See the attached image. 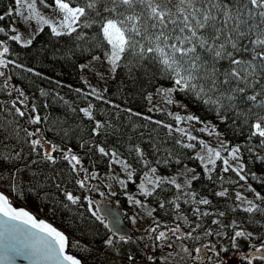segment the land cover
<instances>
[{
  "label": "snow or ice",
  "instance_id": "1",
  "mask_svg": "<svg viewBox=\"0 0 264 264\" xmlns=\"http://www.w3.org/2000/svg\"><path fill=\"white\" fill-rule=\"evenodd\" d=\"M39 4L58 12V18L54 20L45 16L39 10L37 0H15L14 6L6 5L3 14H0V22L19 16L25 22L35 19L39 25L37 31H29L27 38L17 34L14 23L7 26V30L0 27V33L6 37L0 39V69L15 65L17 69L33 72V69L5 58L10 53L8 41L27 48L46 25L53 37L71 39L72 48L67 50L66 55L74 54V49L88 51L91 58L87 64L80 65L81 70L104 66L108 77L115 79L117 71L123 69L131 87L141 85L140 92L150 105L147 109L149 113L162 111L175 124L187 123V128L174 127L173 123L153 120L150 115L142 116L141 112L133 111L131 107L121 109L120 105L113 104L112 107L117 110L114 113L116 120L121 113L127 114L132 132L147 127L132 123V117L142 116L143 120L165 129L167 138L154 137L156 129L148 132L154 159H150L146 150L140 143H134L131 136L125 148L127 156L115 146H101L99 143L91 144L88 152L96 151L102 158L107 157L110 169L119 165L126 177L119 183L125 189L128 181L135 182L133 177L138 171L147 169L143 172L145 181L139 184L140 194L145 198L153 197L156 207L147 211V217L151 218L145 229L147 239L140 237L146 250L155 253L158 248L162 251L171 249L160 258L164 264H227L224 254L230 249H238L240 238L249 243L254 238L244 225L257 222L254 220L256 214L264 216V195L251 185L242 184L240 187L251 193L253 198L248 199L236 191L233 203L221 210L208 195L228 198L227 188L200 195L192 189L193 181L200 180L194 168L184 164L175 175L160 174L159 169L183 163L185 153L174 151L176 147L196 148L192 141L198 138L190 130L193 122L204 125L199 129L201 132L217 128V125L190 112L189 105H193L212 113L225 125V131L215 132L218 147L200 140V151L195 157L189 155L188 159L200 161L209 181L213 179L212 173L216 172L217 161H222L223 173L231 171L238 177V180L228 181L230 184L247 182L249 175L257 180L256 173L247 170L244 150L250 159L255 156L256 160L264 163V155L255 150L264 151V0H52L51 4L48 0H39ZM0 78H3L0 92L7 97L0 100V114H3L0 119V144L4 149L0 151V182L18 197H24L29 192L38 195L47 186L46 182H52L64 197V200L54 197V204L59 203L64 208L80 205L82 196L74 195L69 190V183L84 189L86 181L97 179L99 173H90L84 168L82 158L64 144L67 131L61 129L62 136L57 133L59 143L56 142L57 137L48 139L46 133L54 131V127L47 124L44 128L39 127L48 117L38 114L37 104L31 101L23 88L10 83V73L0 71ZM143 85L153 91H148V87ZM89 87L91 92L88 95L111 103L104 96L106 87L102 90ZM75 91L79 94L81 89ZM40 95L45 97L48 93L41 89ZM57 96L63 100L58 93ZM155 97L167 106L182 109L187 115L182 116L167 107L160 108L154 103ZM43 107L48 105L43 104ZM93 109L94 105L90 102L87 107L79 109L84 117L94 122L92 131L97 136L102 132L107 136L109 130L116 132V124L111 119H96ZM22 119L28 126L37 127L30 131L29 127L20 123ZM245 128L248 134L243 145H233L225 138L229 132L235 135L237 129L243 134ZM139 136L144 137L145 132L139 131ZM254 138L257 143L252 146ZM169 141L171 148L167 146ZM79 147L84 148L85 144ZM222 152L227 155L223 156ZM64 162L70 165L69 174L75 173L71 181L67 177L56 176L57 168ZM81 170L83 178H77ZM26 171L31 173L27 181L23 179ZM49 171L52 175L48 174ZM217 179L223 187L224 176L217 173ZM259 182L264 185V179ZM49 195L45 192L46 198ZM84 199H87V207L91 209L92 199ZM128 200L147 208L142 200L131 195ZM236 201L240 203L236 204ZM182 203L188 208L182 209ZM201 206L205 207L202 209ZM238 208L248 214L245 219L236 218ZM157 210L171 216L175 226L170 227L156 219L153 213ZM92 216L108 232L99 249L77 242L75 246L80 251L93 254L97 260V252L115 254L99 261V264H116V257H121L120 264H158L155 255L138 259L135 254L121 253L120 249L132 238L120 234L115 225L105 223L106 218L96 212H92ZM132 219L135 223L136 217ZM261 226L264 227V224ZM255 238L264 239V236ZM68 247L69 238L64 232L24 208L14 207L9 196L0 191V264H15L18 257L30 260L31 264H90L69 254ZM261 249L264 250V245Z\"/></svg>",
  "mask_w": 264,
  "mask_h": 264
},
{
  "label": "trees",
  "instance_id": "2",
  "mask_svg": "<svg viewBox=\"0 0 264 264\" xmlns=\"http://www.w3.org/2000/svg\"><path fill=\"white\" fill-rule=\"evenodd\" d=\"M52 3V0H48ZM6 5H15V0H0V14H3ZM13 18L7 19L4 22H0V27H6L12 25ZM11 34V33H9ZM1 38H5L3 33H0ZM10 46V53L6 54V59H13L18 64L24 65V68H31L33 72H27L23 69L15 68V65H9L8 69H0V71H5L12 75L11 84L16 85L17 87L23 88L26 94L31 98V101L37 104V112L42 117H48V120L39 125L40 128H44L45 124L48 127H54V131H49L46 133L48 139H53L57 137V133L63 135V132L60 130L63 129L68 132L67 137L64 139V144L67 147H71L73 151L82 158V163L84 168H87L89 172H97L99 176L97 179H92V184L86 185L84 189H80L79 185H74L69 183V190H72L74 195L82 196V203L80 205H73L68 208L62 207L59 203L53 202L54 197H58L59 200H64L63 195L58 192L53 186L52 182H46V187L43 191H40L39 194L32 192L27 193L24 197H18L13 192L8 190V187L5 183L0 182V189L5 191L9 196L15 198L16 205H23L29 209L37 212L42 218H45L59 228H61L69 238V247L68 251L73 255L78 256L81 259L89 261L90 264H99V261H105L110 256H114V253H95L99 259H94L93 254H89L83 251H80L75 244L84 246L94 245L97 249L100 248L102 244V239L105 236V233L108 232V229L92 216V212L98 211L94 204H92L91 209L87 207V199L84 197H93L101 196V190L99 188H105L104 182H102V177L111 172V169L108 167V158L101 157L100 154L96 151L88 152V147L91 144L99 143L101 146L112 147L115 146L120 152L124 153L127 156L125 151L128 137H133L134 143H140L149 155L150 159H154L152 156V149L148 143L150 137L148 132L156 129L153 132V136L157 138H167L166 130L159 128L154 124L149 123L142 119V116L150 115L153 120H162L165 123H173L174 127H188L187 123L175 124L171 117L167 116L162 111H153L149 113L147 111L150 105L143 98V93L140 92L141 85L137 84L135 87H131V82L127 79V76L123 69H119L116 73L115 79H109L106 88L107 92L104 93V96L111 103H105L103 100H97L95 96L88 95L91 92V85L89 78L87 76V70L84 68L81 70L80 65L86 64V62L91 58L88 51H81L80 49H74V54L66 55V52L69 48H72V41L70 38L62 37L56 38L53 37L50 33V28L48 26L44 27V31L36 36L32 45L24 48L21 44H18L14 41H8ZM99 54V53H97ZM106 62V61H105ZM35 73H40L39 76ZM87 80L88 83H84ZM3 78H0V84H2ZM58 82V83H57ZM148 87L147 85H143ZM81 89V92L78 94L75 89ZM45 90L48 95L42 97L40 95V90ZM148 91H153L151 87H148ZM63 97V100L59 99L57 96ZM15 95V94H14ZM86 97V98H85ZM7 99L6 94L0 92V100ZM177 99L181 97L177 96ZM67 101V104L65 103ZM94 105L93 115L98 120H109L111 119L114 124H116V132L108 131L107 136L101 133L97 136L95 132L92 131L94 122L90 121L87 117L83 116V113L79 111L82 107H87L88 103ZM154 103L158 104L160 108H169L173 112H178L180 115H187L182 109L165 105L160 98L155 97ZM187 103V101H185ZM43 104H47L48 107H43ZM113 104L120 105V108L131 107L133 111H138L142 113L141 117H132L133 124H144L147 125L146 128H140L137 132H132L131 125L128 122L127 114L121 113L119 120H116L114 113L117 111L112 107ZM75 108L76 111L73 112L72 109ZM189 111L195 113L201 117L202 120L206 122H211V124L217 125V128L214 132H224L225 125L221 124L218 120L215 119L212 113H209L204 110L202 107H197L189 105ZM3 114H0V119H2ZM21 124H24L26 127H29V130L37 126H28L25 120L20 121ZM201 125V124H199ZM139 131L145 132L144 137L139 136ZM212 132L211 130H209ZM192 135L196 136L198 139L192 141L196 145L195 149H179L176 147L174 151L183 152V163L179 166L175 164H170L167 169L163 166L159 169V172L165 173L167 175H175L176 172L183 168L184 164H187L189 168H194L196 173L200 175V180L193 181L192 189L197 192H202L205 194H210L215 190L219 192L221 190V181L217 179V173H220L224 176L225 180L223 182V187H232L238 186L239 184H230L228 181L238 180V177L233 172L223 173L222 172V161L217 162L216 172L212 173V181H209L206 173L203 171V165L200 164V161L197 159H188V156L195 157L197 152L200 151L201 145L199 144L200 140H203L209 144V138L206 135L195 134L193 131ZM247 128L244 129L243 134L240 133V130H236V134L233 135L231 132L225 137L233 145L241 144L245 142L247 136ZM23 135V132L21 133ZM179 135V134H176ZM56 142L59 143L60 140L57 137ZM85 144L84 148H80V144ZM257 141L255 138L251 142L252 146H255ZM168 147H172L171 141H169ZM27 150V148H26ZM260 155H264V151L259 148L255 149ZM0 151H4L3 145L0 144ZM87 152V155L85 153ZM244 159L247 163V170L249 172L256 173L257 180H253L249 175L247 182L251 184L257 191L261 192L264 195V185L260 184V180L264 179V163L255 159L253 156L249 158V154L244 150ZM255 161V162H253ZM70 165H67V162H64L57 168L56 176L67 177L69 181L72 180V176L75 173L69 174ZM147 171H138L137 175L133 177L134 183L129 181V189L134 193L140 195V198L143 200V196L140 194L139 184L144 182L143 172ZM31 173L26 171L23 179L27 181L28 176ZM49 175L52 173L49 171ZM56 176L53 177V180L56 179ZM83 176V171L81 170L80 175L77 178ZM182 182V180H181ZM99 186V187H97ZM45 192L50 195L46 198ZM174 192V187H173ZM171 198V193L169 194ZM210 196L214 205H218L221 210L228 205L226 199ZM114 199L119 201L122 198L115 196ZM121 199V200H120ZM18 202V203H17ZM122 204V203H121ZM183 204V203H182ZM150 206L156 207L154 203V198L152 199ZM53 207L56 211L53 212ZM124 216L128 222L130 217L131 207L128 205L124 207ZM158 220L166 223H173L171 216H165L159 210L154 213ZM248 214L242 213L241 209H237L235 216L237 219H245ZM254 220L259 222H254L252 224L245 223V228L247 231L254 234V238L249 243L248 241L240 238L238 240L239 248L230 249L229 252L224 254V259L227 260L232 255H239L241 258V264H264V258H255L253 261H250L248 256L258 247L264 245V239H258L255 237L264 236V227L261 224H264V216L256 214ZM210 222V219L209 221ZM105 223L106 220H105ZM110 234V233H109ZM144 236L147 239L145 229L142 231L136 232V238L132 239L129 243L124 244L120 249L121 253L128 254L132 253L137 256V258L146 257L147 255H155L158 258V264H164L163 260L160 259L162 256H166L171 249H164L163 251L159 248L153 253L150 249L146 250L144 248V242L140 240V237ZM254 246V247H253ZM247 256V258H245ZM121 257H116V264H120Z\"/></svg>",
  "mask_w": 264,
  "mask_h": 264
},
{
  "label": "rangeland",
  "instance_id": "3",
  "mask_svg": "<svg viewBox=\"0 0 264 264\" xmlns=\"http://www.w3.org/2000/svg\"><path fill=\"white\" fill-rule=\"evenodd\" d=\"M37 4H38L39 10L45 16H47V17H49L51 19H54V20L58 18V15H59L58 12L54 11L53 9H49V8L43 7V5L39 4V0H37ZM21 10L25 11V15H27L26 9H24L22 7ZM13 23H14L15 27H17V29H18V33L17 34H21L22 38H27L28 34H29V31L35 32V31H37V29L39 27V25L37 24L35 19H33L31 21H28V22H25L19 16H14ZM0 39H5V38H1L0 37ZM87 62H86V64H87ZM105 65H106V62H105ZM86 70H87V76L89 78V81H90L92 87H96L98 90H102L103 88L106 87V85H107V83H108V81L110 79L108 77V72L106 70V67L100 66V65H96L95 67H86ZM202 127H204V125H199V124H196L195 122H193V125H192L190 130L193 131L195 134L208 136L209 145L212 146V147H218V143H217V138L215 136V132L212 131L211 129H209V130L212 131L211 134H210L209 130L201 132V131H199V129L202 128ZM222 155L226 156L227 153H223L222 152ZM160 174L167 175V174L161 173V172H160ZM81 178H83V176ZM125 178H126L125 174L120 169L119 165L112 166L111 172L109 174H106V175H104L102 177V182H104L105 188L104 189L103 188H99L101 190V196L109 199L110 201H113L114 203H116L120 207V209H121L123 214L125 213L124 212L125 209L122 207V204L124 205V207H126L127 205L129 207H131L132 211L130 212L131 214H130V217L128 219V224H129V226L131 227V229L133 231H135V232L142 231V230L146 229L149 226L150 222H151V218L147 217V211H148V209L152 208L150 206V203H151L153 197H147V198L143 197V200H142L140 198V195L134 193L133 191H131L129 189V184H127V188L126 189L121 187V185L119 183V180L125 179ZM143 181H145V178H144ZM90 184H92L91 180L86 181V185L87 186L90 185ZM242 184H244L245 186L251 185L248 182H242L238 186H232V187L229 186V187H222L221 188L220 191L224 190V188L228 189L229 196H228V198H224V199H226L228 205L233 203L236 191H240L242 193V195L247 196L248 199H252L253 198L251 193L246 192L244 188L240 187V185H242ZM146 186L150 187V185H146ZM97 187H99V186H97ZM88 188H89V186H88ZM198 193L200 195H207V194L202 193V192H198ZM129 195L135 197L136 199L142 200L144 202V204L147 205V208H141L140 206L134 205L131 202H129V200H128V196ZM115 196H119V198H122V200L120 199L121 201H119L117 199H114ZM208 198L211 199L210 196H208ZM11 200H12V203H13V205L15 207H20L21 206L20 204L16 205L14 203V202H16L15 198L14 199L11 198ZM239 203H240L239 201H236V204H239ZM181 207H182V209H187L188 205L181 204ZM201 207L203 209L205 206H201ZM134 216L136 217V222L135 223H133V219H132ZM153 216L156 219H158L154 213H153ZM161 223L162 224H168L170 227L175 226L173 223H166V222H161ZM258 248H261V246L258 247ZM235 256H237V255L234 254V255L230 256L226 260L227 264L231 263L232 260L235 258Z\"/></svg>",
  "mask_w": 264,
  "mask_h": 264
},
{
  "label": "water",
  "instance_id": "4",
  "mask_svg": "<svg viewBox=\"0 0 264 264\" xmlns=\"http://www.w3.org/2000/svg\"><path fill=\"white\" fill-rule=\"evenodd\" d=\"M0 191H2V190L0 189ZM91 199H92L93 204L95 205L99 215L105 217L106 218L105 220H106L107 223L111 222V224L115 225V228L119 230L120 234H124L126 236H130L132 239L136 238V233L131 229V227L127 223V221L125 219V216L123 215L121 209L119 208V206L116 203H114L113 201L108 200L105 197H100V196L99 197L98 196H93V197H91ZM21 207L24 208L26 211H29L33 215L36 216V214L34 212H32L31 210H29L28 208H26L24 206H21ZM21 207H17V208H21ZM38 219L45 220L47 223L52 224L59 231L64 232L61 228H59L53 222H51V221H49V220H47L45 218H38ZM67 251H68V249H67ZM68 253L72 254L69 251H68ZM262 257H264V250L257 249V250L253 251L250 254L249 259L253 260L254 258H262ZM15 264H31V261L28 260V259H25L23 257H18L16 259V261H15Z\"/></svg>",
  "mask_w": 264,
  "mask_h": 264
},
{
  "label": "flooded vegetation",
  "instance_id": "5",
  "mask_svg": "<svg viewBox=\"0 0 264 264\" xmlns=\"http://www.w3.org/2000/svg\"><path fill=\"white\" fill-rule=\"evenodd\" d=\"M247 257V256H246ZM248 258H249V256H248ZM254 260V259H253ZM253 260H251V261H253ZM229 264H241V258H240V256L239 255H237V256H235V258L232 260V262L231 263H229Z\"/></svg>",
  "mask_w": 264,
  "mask_h": 264
}]
</instances>
